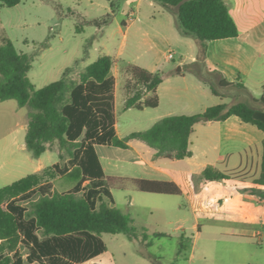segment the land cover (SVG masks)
<instances>
[{
    "label": "trees",
    "instance_id": "1",
    "mask_svg": "<svg viewBox=\"0 0 264 264\" xmlns=\"http://www.w3.org/2000/svg\"><path fill=\"white\" fill-rule=\"evenodd\" d=\"M21 1L0 0V10ZM109 1L111 13L107 16L112 17L121 10L124 0ZM154 1L171 11L176 8L179 30L195 36L199 42L198 61L185 65L187 71L208 83L217 95H220L217 85L244 87L223 77L216 82L212 76L219 73L210 71L204 63L209 40L239 35L224 0ZM91 21L85 19L84 22L94 24ZM114 63L113 56L105 54L87 65L78 77L70 75L72 68L69 67L61 79L37 88L29 76L32 56L18 50L11 39L0 45V101L15 99L21 107L31 108L27 149L38 158L48 149V143L58 141L61 151L69 154L65 168L58 162L42 173L29 174L0 188V239L21 236L20 249L12 255L4 252L0 245V264H75L107 251L104 233H123L129 239H136L134 219L114 205L112 183L121 189L141 192L182 193L174 181L107 177L96 144L127 148L130 140L137 139L154 148L158 157L184 159L192 156L190 136L200 121H222L237 116L264 133V109L238 101L217 104L199 114L167 116L147 130L120 138L115 128L116 78L111 74ZM128 72L125 109L157 107L160 103L157 88L168 74L151 72L138 65H129ZM148 92L152 94L145 97ZM260 100L264 102V95ZM60 157L62 161L64 153ZM70 168H73L71 172ZM53 170L62 174L69 172L78 182L67 191H57L50 181L54 178ZM201 177L207 181L231 179L229 174L212 165L205 168ZM85 181L88 184L83 192ZM254 182L251 193L264 197V140L261 172ZM4 201H7L6 213L1 209Z\"/></svg>",
    "mask_w": 264,
    "mask_h": 264
},
{
    "label": "crops",
    "instance_id": "2",
    "mask_svg": "<svg viewBox=\"0 0 264 264\" xmlns=\"http://www.w3.org/2000/svg\"><path fill=\"white\" fill-rule=\"evenodd\" d=\"M224 1L237 24L239 35L232 38L209 40L204 63L210 71H217L220 78L223 77L230 83L244 85L243 88L238 86L235 88L249 93L254 103L264 104L260 100L264 95V0ZM109 12H111V7ZM117 13L121 15L120 30L123 33V39L115 54L105 53L113 56L115 60L111 74L116 78V101L120 81L118 73L113 71L114 67L138 65L151 72L168 74L157 88L159 105L140 110L146 114L145 129L122 133L119 130L117 103H115V128L120 138L135 131L147 130L167 116L199 114L208 107L229 103L224 95L215 94L210 85L197 75L185 71V65L198 61L199 42L195 36L183 34L179 30L177 16L173 10L166 9L154 0H125L121 10ZM150 37L155 43L175 40L184 47L185 50L181 54L183 60L179 65L182 68L181 71L170 67L171 60L168 59V55L165 56L166 63L162 62L157 55H153L148 60H141L140 64H135L128 58L127 47L131 39L142 41ZM77 63L79 65L84 63V67L81 65L83 68L77 73L90 64H87L85 58L78 57L73 65L63 68L62 76L67 68ZM125 84L124 80L122 83L124 93ZM151 94L148 92L145 97ZM126 99L125 94V102ZM29 119V113L21 115L17 106L12 103H0V188L29 174L42 173L44 169L61 162L60 155L64 152L61 151L58 141L48 143V149L38 158L27 149L26 135ZM263 140L264 133L257 126L244 122L237 116H231L222 121L198 122L190 136L189 149L192 156L184 159L158 157L154 148L137 139L130 140L127 148L104 144H96L95 148L107 177L174 181L182 189L180 195L190 201L195 211L197 207L199 208L201 197L204 200L208 197V190L212 189L208 184L217 182L205 179L201 181L196 177H201L205 168L212 165L227 174L236 171L256 172L254 179H257L261 172ZM72 170L73 168H70L69 172ZM232 180L231 178L220 182L227 185V183H234ZM50 181L57 190L55 179ZM250 183L255 185L254 181ZM234 185L238 189L235 183ZM202 186L204 189L201 188ZM125 190L136 191L134 189ZM216 195L224 198V203L229 201L232 205L233 211H225L217 218L227 222L228 227L226 226L224 230L227 235L240 237L254 235L259 236L260 241L263 240L262 231L255 226V222L260 221L262 215L258 208L247 203L246 196L252 197L258 203L264 200V197L239 189L235 195L228 196L224 192H218ZM114 205L117 206L116 201ZM130 205H134L133 198H131ZM241 220L246 223H241ZM251 226L254 228L251 229ZM201 233L199 229L198 235L200 236ZM3 241L0 239V244ZM107 251L90 260L75 264H116L113 256L102 259ZM26 258L27 253L24 255L25 262Z\"/></svg>",
    "mask_w": 264,
    "mask_h": 264
},
{
    "label": "rangeland",
    "instance_id": "3",
    "mask_svg": "<svg viewBox=\"0 0 264 264\" xmlns=\"http://www.w3.org/2000/svg\"><path fill=\"white\" fill-rule=\"evenodd\" d=\"M109 9L108 0H22L14 7L4 6L0 10V45L11 39L18 50L32 56L33 67L29 76L37 88H42L61 79L63 68L73 65L78 57L85 58L88 64L105 53L117 52L123 39L121 15L116 13L108 17L111 13H108ZM176 11L174 8L173 12ZM85 19H92L91 23L94 24L85 23ZM95 20H99L98 23L93 22ZM78 27L83 29L78 30ZM171 50L175 52L176 58L170 61V67L176 70L183 60L181 54L185 49L175 40L155 43L151 37L142 41L131 39L127 56L135 64L153 55L166 63L165 56ZM81 65L84 67V63ZM81 65L77 63L71 67L70 75L78 77V70L83 68ZM113 71L118 73L120 81L116 101L119 130L126 134L129 130L145 129V112L124 109L127 92L125 89L124 93L122 83L128 80V66L120 65L114 67ZM212 79L217 82L219 76H212ZM217 89L229 104L245 101L264 108V104L254 103L251 95L242 89L219 85ZM0 103H12L21 115L31 110L29 106L21 107L15 99ZM64 156L62 168L68 166L69 154L64 151ZM53 172L57 191L69 190L78 182V178L70 173ZM256 174L236 171L229 175L239 190L251 193L255 185L250 182L255 181ZM196 179L202 181L203 178ZM234 183L223 185L217 181L208 184L212 189L208 190V197L204 200L201 197L199 208L195 211L185 196L125 190L112 183L117 207L132 216L138 237L129 239L123 233H104L108 251L102 259L113 256L116 264H264V200L258 203L246 196L247 203L258 208L262 215L260 221L255 222L256 228L263 233L262 241L254 235H227L224 231L228 227L227 222L217 219L221 213L233 209L229 201L224 203V198L216 194L224 192L228 196L235 195L238 189ZM87 184L88 181H85L83 192ZM201 188L204 189V186ZM131 198L134 205H130ZM6 205L7 201L1 204L5 213ZM241 223L246 222L241 220ZM199 229L202 231L200 236ZM3 240L0 245L4 252L20 249L21 236L14 235L9 240ZM23 252L26 250L23 249Z\"/></svg>",
    "mask_w": 264,
    "mask_h": 264
},
{
    "label": "built area",
    "instance_id": "4",
    "mask_svg": "<svg viewBox=\"0 0 264 264\" xmlns=\"http://www.w3.org/2000/svg\"><path fill=\"white\" fill-rule=\"evenodd\" d=\"M176 57H175V52L173 50H171L169 53H168V59L170 60H174ZM225 201V199H224Z\"/></svg>",
    "mask_w": 264,
    "mask_h": 264
},
{
    "label": "water",
    "instance_id": "5",
    "mask_svg": "<svg viewBox=\"0 0 264 264\" xmlns=\"http://www.w3.org/2000/svg\"><path fill=\"white\" fill-rule=\"evenodd\" d=\"M181 69H182L181 66L177 67V71H181Z\"/></svg>",
    "mask_w": 264,
    "mask_h": 264
}]
</instances>
